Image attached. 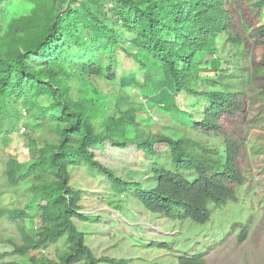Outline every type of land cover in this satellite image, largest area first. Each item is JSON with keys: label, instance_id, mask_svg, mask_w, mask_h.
Wrapping results in <instances>:
<instances>
[{"label": "trees", "instance_id": "obj_1", "mask_svg": "<svg viewBox=\"0 0 264 264\" xmlns=\"http://www.w3.org/2000/svg\"><path fill=\"white\" fill-rule=\"evenodd\" d=\"M247 1L252 10L263 11L264 0H0V135L29 127L21 124L23 113L32 117L34 128H47L52 135L41 147L30 138L31 160L21 164L12 158L4 172L13 186L32 181L35 198L29 209L41 221L32 230L26 211L9 214V222L17 223L22 235L21 245L9 240L14 255L45 251L65 240L67 248L58 259L42 254L32 256L30 263H130L97 257L76 226V221L100 220L83 213V193L71 185L73 166L89 164L115 177V185L133 187L95 159V152L106 145L119 151L136 147L150 160L158 146L171 150L177 170H154L157 186L152 189L135 184L136 197L154 214L205 225L211 219V205L238 202L237 189L246 183L239 162L243 145L228 135L222 122L243 112L247 93L230 86L198 91L196 80L203 81L210 69L219 73L221 64L212 60L217 39L226 37L237 49L239 74L231 76L242 81L238 77L247 68L240 58L251 47L241 27L247 21ZM254 32L255 41L263 42L264 24ZM119 51L146 73L142 85L135 74H127L120 86L138 88L147 101L167 112H180L178 96L183 92L206 97L211 105L200 127L224 137L223 154L197 152L203 147L181 133H148L145 129L153 123L146 104L132 106L131 95L123 90L113 100L99 91L92 78L118 81ZM247 83L252 85V76ZM260 92L264 96V87ZM3 211L0 201V220ZM245 236L244 232L241 240ZM5 255L0 249V259ZM179 263L207 264L198 255L180 257Z\"/></svg>", "mask_w": 264, "mask_h": 264}, {"label": "rangeland", "instance_id": "obj_2", "mask_svg": "<svg viewBox=\"0 0 264 264\" xmlns=\"http://www.w3.org/2000/svg\"><path fill=\"white\" fill-rule=\"evenodd\" d=\"M254 1L256 3L261 0ZM228 7L234 10L231 4ZM244 11L247 21L241 27L251 41V47L240 61L249 71L241 70L243 73L238 78L242 81L232 78L231 74L234 77L239 74L236 68L238 57L235 56L237 49L226 42V37H222L216 41L217 52L212 60L221 64L219 73L210 69L203 81L196 80L198 91L222 90L230 86L247 93L243 112L235 119L225 118L222 122L228 135L243 145L239 162L246 183L237 189L238 202H229L223 206L211 205V219L205 225L154 214L136 197L135 184L138 183V188L143 190L152 189L157 186L154 170H177L171 150L165 145L158 146L157 155L150 160L147 154L139 152L136 147L128 146L119 151L106 145L102 151L95 152V159L114 171L116 177L132 183L131 189L125 190L124 184L115 185V177L101 173L89 164L70 169L71 185L83 193V213L100 220L95 223L76 221L77 228L86 236L87 246L97 257L127 260L129 264H180V257L198 255L207 264H264V96L260 92L261 87H264V38H260L263 42L255 41L254 32L264 24V9L262 12L257 7L252 10L247 1ZM132 52L136 53L137 50L132 49ZM127 74H135L136 80L141 85L144 83L145 71L136 61L119 51L118 81L113 83L104 78L92 80L99 91L112 100L123 90L131 95L132 106L146 104L145 108L149 110L146 112L150 114L153 123L145 129L148 133L161 132L175 136L181 133L203 147L195 151L208 149L223 154L224 137L200 127L211 105L206 97L183 92L178 96L180 112H167L158 103L147 101L138 88H122L120 82ZM251 76L250 86L247 81ZM23 116L21 124L26 123L29 127L22 126L19 132L6 137L0 135V201L4 210L0 220V249L2 254H6L0 259V264H31L32 256L40 257L42 254L58 259L67 248L65 240H59L45 251H33L25 256L14 255L13 243L21 245L22 235L17 223L9 222V214L15 210L26 211L31 215L28 226L32 230H37L41 221L29 209L35 198L31 192L32 181H22L13 186L4 172L12 158L21 164L31 160L30 138L38 140L40 147L45 140L52 139L49 129H36L32 117L25 113ZM190 177L194 179V173ZM244 232L246 236L241 240ZM9 240L13 243H9Z\"/></svg>", "mask_w": 264, "mask_h": 264}, {"label": "clouds", "instance_id": "obj_3", "mask_svg": "<svg viewBox=\"0 0 264 264\" xmlns=\"http://www.w3.org/2000/svg\"><path fill=\"white\" fill-rule=\"evenodd\" d=\"M26 114V113H25ZM27 115V114H26Z\"/></svg>", "mask_w": 264, "mask_h": 264}]
</instances>
